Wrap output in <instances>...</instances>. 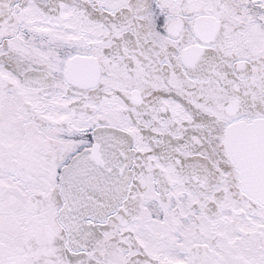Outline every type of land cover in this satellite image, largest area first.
I'll return each mask as SVG.
<instances>
[{"label": "snow or ice", "instance_id": "obj_1", "mask_svg": "<svg viewBox=\"0 0 264 264\" xmlns=\"http://www.w3.org/2000/svg\"><path fill=\"white\" fill-rule=\"evenodd\" d=\"M0 264H264V0H0Z\"/></svg>", "mask_w": 264, "mask_h": 264}]
</instances>
